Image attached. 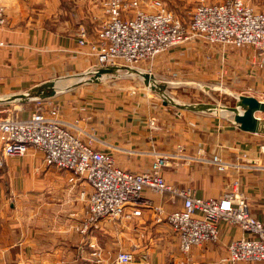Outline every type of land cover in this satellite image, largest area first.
<instances>
[{
  "label": "crops",
  "instance_id": "obj_1",
  "mask_svg": "<svg viewBox=\"0 0 264 264\" xmlns=\"http://www.w3.org/2000/svg\"><path fill=\"white\" fill-rule=\"evenodd\" d=\"M5 4L7 23L0 27L1 105H27L33 100L22 96L50 92L38 89L55 82V95L40 99L42 107H58L61 119L76 135L113 156L121 169L150 173L158 153L166 159L162 174L171 186L204 199L237 188L252 214L264 221V135L240 130L233 114L223 112L225 108L217 116L212 110L187 109L165 90H154L153 85L165 89L173 85L167 74L158 79L153 74L150 88L144 81L116 90L99 87L103 77L116 72L91 81L86 73L95 59L88 46L80 45L78 30L89 24L93 0H7ZM89 33L87 41H95L97 34ZM249 48L191 40L156 58L153 69L182 73L189 83L241 75L248 79L246 84L264 86V55L256 51L253 55ZM166 99L172 102L166 105ZM39 108L16 116L29 118ZM257 116L264 118L263 113ZM214 158L228 164L225 171H219ZM69 178L66 171L46 167L43 153L34 148L23 157L4 161L0 264H117L121 252L132 253L133 264H226L222 260L229 245L246 236L241 228L221 222L217 242L183 254L168 221L157 222L149 209H143L140 217L104 220L84 233L88 208L81 194L90 195L92 188L84 180L73 184ZM143 198L161 207L164 215L184 207L183 199L173 193L146 190Z\"/></svg>",
  "mask_w": 264,
  "mask_h": 264
},
{
  "label": "built area",
  "instance_id": "obj_2",
  "mask_svg": "<svg viewBox=\"0 0 264 264\" xmlns=\"http://www.w3.org/2000/svg\"><path fill=\"white\" fill-rule=\"evenodd\" d=\"M6 1L0 0V27L7 23ZM105 7L108 18L95 41L88 42V33L79 32L80 45L88 46L89 55L95 59L86 73L88 76L94 77L102 69L133 70L143 64L149 69L142 74L153 75L156 58L191 40L210 46L250 47L264 55V7L257 11L245 0L202 2L187 26L162 0H151L144 7L141 0H111ZM150 126L156 127L155 120L150 121ZM31 148L43 153L46 167L68 172L69 182L77 184L84 180L91 186L90 195L81 194L88 208L84 233L104 220L140 217L143 209H149L154 211L157 222L168 221L180 239L183 254H189L194 247L217 242L219 225L224 222L241 228L246 236L229 245L222 261L226 264L264 262V221L252 214L237 188H231L219 198H197L189 189L168 184L162 174L166 159L158 153H154L150 173L123 170L113 156L96 150L91 141L76 135L53 104L46 110L41 106L29 118L0 114V166H4L7 158L24 156ZM212 162L220 172L228 166L216 158ZM146 190L157 195L173 193L183 199L184 207L164 215L161 207L143 198ZM134 261L132 253L121 252L116 263Z\"/></svg>",
  "mask_w": 264,
  "mask_h": 264
},
{
  "label": "rangeland",
  "instance_id": "obj_3",
  "mask_svg": "<svg viewBox=\"0 0 264 264\" xmlns=\"http://www.w3.org/2000/svg\"><path fill=\"white\" fill-rule=\"evenodd\" d=\"M111 0H93V12L92 16L89 18V24H83L79 28V32L86 31L95 32L97 34L98 30H100L107 20L108 16L106 14V4ZM126 2V0H123ZM143 3V7L146 3L151 0H141ZM167 9L170 10L178 19H180L185 26H187L192 18V14L195 9L202 2L207 4H214L219 1L224 0H162ZM251 7L255 8V10L259 11L264 7V0H245ZM187 43V42H186ZM185 44V43H184ZM177 49V48H176ZM252 49V48H249ZM175 50V49H173ZM251 53L256 55L255 50H252ZM149 66L147 64H143L140 67L130 70V69H120L119 72H116V75L105 76L99 82V87L103 86L106 88H112L114 90L118 88H123L126 86L135 87L136 84H143L144 79L142 78V73H148ZM153 74L157 75L158 78H163L164 74H167V78L170 79V82L173 85H170V88H166L165 92L167 95L173 99V102L176 101L186 106H200L203 104L210 105L214 110L212 113L221 114L219 111L220 108L224 107H234L236 105V99H238L239 95L250 96L251 95L257 97L256 99L264 100V86H258L257 84H246L245 81L248 79L243 78L241 75L237 77H224V79H205L202 82L195 81L194 82H186L184 78L181 77L179 73L171 74L167 73V71L162 73H158L154 71ZM246 75V74H245ZM80 78V77H78ZM247 78V77H246ZM86 79H91L87 78ZM162 80V79H161ZM253 81H255L253 79ZM188 83L187 85H185ZM168 100V99H167ZM170 101V100H168ZM43 101H31L28 102L27 105L22 104H11V105H1L0 104V114L3 117L6 116H16L23 113L24 110H28L31 108L41 107ZM51 107V106H50ZM183 108V109H185ZM218 110V111H217ZM223 111H226L224 109ZM229 114V113H227ZM23 157V156H21Z\"/></svg>",
  "mask_w": 264,
  "mask_h": 264
},
{
  "label": "water",
  "instance_id": "obj_4",
  "mask_svg": "<svg viewBox=\"0 0 264 264\" xmlns=\"http://www.w3.org/2000/svg\"><path fill=\"white\" fill-rule=\"evenodd\" d=\"M117 68H107L100 70L94 77H92L91 81L99 80L101 77L105 75H110L117 72ZM144 82L147 87L152 86V82L154 81V76L150 74H142ZM55 82H47L43 86H41L38 90H45L47 89L50 92H44L39 94H31L28 93V96L24 95L26 100H33V99H47L51 98L55 95ZM161 90H165L164 87L153 85L154 90L156 88ZM37 90V91H38ZM166 99V105L171 103ZM227 112L233 114L234 123L240 128V130L252 134H261L264 135V118H260L257 116L259 113L264 114V102L259 101L258 99L250 96H239L234 107H224ZM187 109L191 110H214L210 105H202L200 107H191L187 106Z\"/></svg>",
  "mask_w": 264,
  "mask_h": 264
},
{
  "label": "bare ground",
  "instance_id": "obj_5",
  "mask_svg": "<svg viewBox=\"0 0 264 264\" xmlns=\"http://www.w3.org/2000/svg\"><path fill=\"white\" fill-rule=\"evenodd\" d=\"M218 111V110H217ZM224 112V111H223ZM227 112V111H226ZM228 113H230V112H228ZM227 114V113H226Z\"/></svg>",
  "mask_w": 264,
  "mask_h": 264
}]
</instances>
